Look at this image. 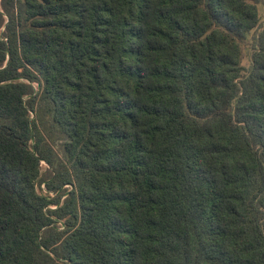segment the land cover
<instances>
[{
	"label": "trees",
	"instance_id": "1",
	"mask_svg": "<svg viewBox=\"0 0 264 264\" xmlns=\"http://www.w3.org/2000/svg\"><path fill=\"white\" fill-rule=\"evenodd\" d=\"M260 4L0 0V264H264Z\"/></svg>",
	"mask_w": 264,
	"mask_h": 264
},
{
	"label": "rangeland",
	"instance_id": "2",
	"mask_svg": "<svg viewBox=\"0 0 264 264\" xmlns=\"http://www.w3.org/2000/svg\"><path fill=\"white\" fill-rule=\"evenodd\" d=\"M259 9H260L261 21L264 22V4H260ZM1 31H3V29ZM251 51H252V48H251L250 44L249 45L247 44L245 46V49H244V53H245L244 64L245 65H248V63H249L248 60L250 59Z\"/></svg>",
	"mask_w": 264,
	"mask_h": 264
}]
</instances>
